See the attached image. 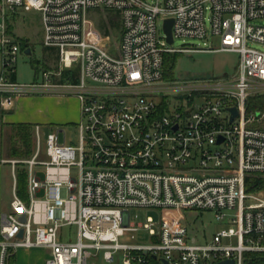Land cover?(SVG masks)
Segmentation results:
<instances>
[{
	"label": "built area",
	"instance_id": "2783aa9c",
	"mask_svg": "<svg viewBox=\"0 0 264 264\" xmlns=\"http://www.w3.org/2000/svg\"><path fill=\"white\" fill-rule=\"evenodd\" d=\"M21 10L41 13L44 46L58 61L31 83L18 81L27 48L11 31ZM92 12L118 17L119 43ZM262 20L264 0H0L2 106L47 95L82 104L78 146L62 143V130L43 142L36 126L33 156L9 160L15 186L0 220V264L38 247L49 250L45 264H98L100 252L113 263L121 251L125 264H247L248 254L264 255V191L246 189L249 175H264V128L255 126L263 115L247 110L251 96L264 94V51L254 47L264 45ZM206 39L210 48L187 43ZM199 52L238 53L236 74L165 77L167 54ZM17 164L28 172L27 199ZM134 208L167 212L144 225L152 245L120 241L141 228L131 222ZM185 211H212L232 226L199 242Z\"/></svg>",
	"mask_w": 264,
	"mask_h": 264
},
{
	"label": "rangeland",
	"instance_id": "374dc122",
	"mask_svg": "<svg viewBox=\"0 0 264 264\" xmlns=\"http://www.w3.org/2000/svg\"><path fill=\"white\" fill-rule=\"evenodd\" d=\"M18 17L11 19L13 26L12 32L15 38L22 44L27 41L29 47L33 49V55L28 56L24 52L20 55V60L17 66L18 81L21 83H31L39 80L42 77V71L48 66H55L58 62L55 54L51 53L44 46V25L42 15L39 11L21 10ZM117 17L112 14L100 16L97 12H92L90 20L96 25L100 23L102 33L106 34L113 42H120L121 29L119 19L113 23ZM264 25V20L257 22ZM118 42V43H119ZM187 43H194L200 47L210 48L211 43L206 40H187ZM206 44V45H205ZM175 45H183V40L178 39ZM254 47L264 51V45L254 43ZM240 62V55L235 52H215V53H190L181 54L175 67V79L177 80H193L207 78H224L234 76L237 72ZM2 72V53L0 50V74ZM48 97V96H46ZM15 115L13 118L17 121L29 122L31 124L41 123V138L46 141V137L52 131L62 130L60 139L62 143L65 141L69 144L78 146L80 144L79 124L81 117H77L71 123L62 122L60 119L64 109L58 107L52 100L45 97L31 96L23 98L18 102L16 111L11 110ZM262 119L257 122L260 127L264 128V113ZM47 122V123H46ZM17 124V123H16ZM36 126V124H34ZM36 128L34 127V149L37 148V138L35 136ZM1 164V155H0ZM16 169H24L25 164H17ZM40 170V168H38ZM1 173L5 183V199L8 201L12 198V185L14 175L11 172L9 164L2 165ZM131 222L141 228L136 232H129L121 237V243L130 245H152L153 235L144 227L148 220L152 218L156 223H159L165 218L167 212L159 209L134 208L130 210ZM187 221L190 225V230L193 234L198 235L199 242L210 240L214 235L224 228L232 226L231 222L218 221L215 213L212 211H185ZM158 231V227H156ZM232 241H234L232 239ZM93 254L97 251L93 250ZM49 257V250L43 247L38 248H22L17 254L13 255L8 264H45ZM124 253L118 252L113 263H109L104 259V252L99 253L97 260L98 264H125ZM153 264V263H151Z\"/></svg>",
	"mask_w": 264,
	"mask_h": 264
},
{
	"label": "trees",
	"instance_id": "16d2710c",
	"mask_svg": "<svg viewBox=\"0 0 264 264\" xmlns=\"http://www.w3.org/2000/svg\"><path fill=\"white\" fill-rule=\"evenodd\" d=\"M16 16L14 17V19ZM118 20V17H117ZM114 19L112 22L117 21ZM13 26L11 24V31ZM28 41V40H27ZM27 41H23L21 46L23 50L29 47ZM181 54H167L165 56L164 71L167 79H175V67ZM248 113H264V94L253 95L247 102ZM7 124L2 122V152L6 154L9 160H26L33 156L34 149V124L14 123ZM255 126H259L258 123ZM18 191L24 199L28 197V172L26 168L17 170ZM246 189L248 193H257L264 191V175H249L247 177ZM247 264H264V255L248 254Z\"/></svg>",
	"mask_w": 264,
	"mask_h": 264
},
{
	"label": "crops",
	"instance_id": "0c3cea01",
	"mask_svg": "<svg viewBox=\"0 0 264 264\" xmlns=\"http://www.w3.org/2000/svg\"><path fill=\"white\" fill-rule=\"evenodd\" d=\"M48 96V95H47ZM36 97H45L46 99H50L52 100V102H54L58 107L64 109V112L61 114V121L62 122H68L71 123L74 119H76L77 117H81V121H82V104L81 101L79 100V98L77 97H73V96H51L49 95L48 97L46 96H36ZM27 97H25L26 99ZM21 99H18L17 101H15V104L13 106V108L11 109H7L4 108L2 106V98L0 96V155H1V164H0V170L2 165H6L9 164L11 166V172L13 173V166L9 163V159L7 158L6 154H4L2 152V148H1V141H2V136H1V132H2V122H4L5 124H7L6 126V130L9 129L8 125L9 124H14V123H29V122H22V121H17L14 120L13 118L15 117L14 114H12L11 110H15L18 106V102ZM47 123V122H46ZM36 124V126H40L41 129V123H34ZM35 126V128H36ZM3 173V171H2ZM0 171V220H1V216L3 214H6L8 212L11 211V202L13 199V195H14V186H15V178H14V182L12 185V198L11 201L10 199L7 201L5 199V183H4V179L2 178L3 174ZM2 174V176H1Z\"/></svg>",
	"mask_w": 264,
	"mask_h": 264
},
{
	"label": "water",
	"instance_id": "95a60500",
	"mask_svg": "<svg viewBox=\"0 0 264 264\" xmlns=\"http://www.w3.org/2000/svg\"><path fill=\"white\" fill-rule=\"evenodd\" d=\"M173 26H174V20H167L165 22V26H164V29H165V32L167 33L168 35V42L170 44H173L174 43V38H173ZM25 53L28 55V56H31L33 55V52H32V49L31 48H27L25 50ZM232 112H233V117H232V120L235 119V117L237 116V110L236 109H232ZM222 141V140H221ZM220 141V142H221ZM25 217H23V221H25ZM219 264H235V262L233 260H227V261H224V262H221Z\"/></svg>",
	"mask_w": 264,
	"mask_h": 264
}]
</instances>
